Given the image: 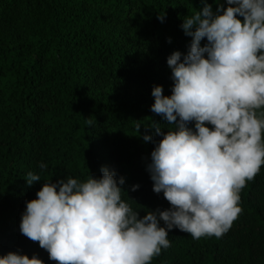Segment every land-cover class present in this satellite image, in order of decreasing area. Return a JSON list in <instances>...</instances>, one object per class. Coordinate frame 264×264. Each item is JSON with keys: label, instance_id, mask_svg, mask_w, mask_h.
<instances>
[{"label": "trees", "instance_id": "trees-1", "mask_svg": "<svg viewBox=\"0 0 264 264\" xmlns=\"http://www.w3.org/2000/svg\"><path fill=\"white\" fill-rule=\"evenodd\" d=\"M0 264H264V0H0Z\"/></svg>", "mask_w": 264, "mask_h": 264}, {"label": "rangeland", "instance_id": "rangeland-1", "mask_svg": "<svg viewBox=\"0 0 264 264\" xmlns=\"http://www.w3.org/2000/svg\"><path fill=\"white\" fill-rule=\"evenodd\" d=\"M15 35L14 28L0 27V36Z\"/></svg>", "mask_w": 264, "mask_h": 264}]
</instances>
